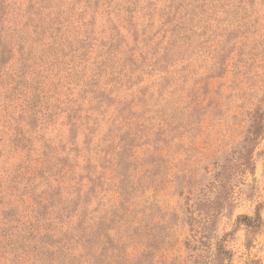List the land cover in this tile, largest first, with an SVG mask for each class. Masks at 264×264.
<instances>
[{
	"label": "rangeland",
	"instance_id": "1",
	"mask_svg": "<svg viewBox=\"0 0 264 264\" xmlns=\"http://www.w3.org/2000/svg\"><path fill=\"white\" fill-rule=\"evenodd\" d=\"M68 4L0 0V46L14 52L0 67V264L63 261V243L41 248L37 234L79 232L84 204L72 212L73 201L89 172L102 188L85 207L86 232L108 214L104 226L123 245L103 264H264V0H175L170 13L168 0H141L134 27L117 1L83 16ZM51 10L60 24L37 22ZM131 55L136 63L123 62ZM121 135L131 142L130 195L118 206ZM48 194L57 204L36 220L33 196ZM257 213L251 227L239 222Z\"/></svg>",
	"mask_w": 264,
	"mask_h": 264
},
{
	"label": "trees",
	"instance_id": "2",
	"mask_svg": "<svg viewBox=\"0 0 264 264\" xmlns=\"http://www.w3.org/2000/svg\"><path fill=\"white\" fill-rule=\"evenodd\" d=\"M66 1V0H64ZM69 4L70 2H73L74 5L76 4H80V6H82V10L80 11V16H83L84 13L89 10V9H97L100 5L103 4V2H106V11L109 12L112 8V5L115 4V2L117 1V3L122 4L124 11L127 13V20L129 21V26L134 27L135 22H134V12L137 11L140 8H143L144 6H140V1L141 0H68ZM156 0H146L147 7H151L153 5V2ZM169 1V5H171L169 13L172 11L175 0H168ZM184 1V0H183ZM200 1V0H197ZM205 1V0H203ZM68 4V5H69ZM204 5H200V8H203ZM2 8V6H1ZM144 9V8H143ZM42 11V10H41ZM110 14V13H109ZM39 16V18L37 19V22H49L51 20H53L52 22H55L56 24H60V21H63L62 16L59 15V13H54L52 12V10L49 12L48 15H44L42 12L40 14H37ZM59 15V17H58ZM47 16V17H46ZM111 15L108 16V19H110ZM2 17L0 16V21H1ZM194 21V20H193ZM91 24L92 21H89ZM172 20L171 19H167L165 21H163V25H166L168 23H171ZM41 23V24H42ZM90 24H85V26H89ZM58 26V25H57ZM42 28V27H41ZM129 28V27H128ZM43 29V28H42ZM180 29V27H179ZM178 29V25H174L173 28L170 31V37H175L176 35H178L177 30ZM136 31L137 30H133ZM180 31V30H179ZM118 37L120 40H124V43L128 45L129 47V43L126 39V37L120 32L118 31ZM131 36L133 37V42L136 43L138 42V37L134 36L131 34ZM54 36H51V39L53 40L52 44L50 46H48L49 50H60L61 47V41L58 42V40L56 38H54ZM182 36H177L176 39L172 40L167 47L169 49H172L173 47H175L177 45V39L180 38ZM112 43L108 46V56L110 58H113L116 56L117 53V48H115V44L113 42V40H110ZM119 42V41H118ZM102 46H107L108 42H103L101 44ZM188 45V44H187ZM119 46V45H118ZM5 48V47H4ZM130 48V47H129ZM168 49V50H169ZM132 51V50H131ZM167 51V50H166ZM11 50H7L6 48L3 49V47L0 46V67L2 65H6L12 58L14 55V52H12V56H11ZM134 52V51H133ZM132 52V54H133ZM25 53L22 54L21 56V70H22V74L24 73L25 68L27 67L26 62L23 60ZM54 58H57V56L55 55ZM223 59V58H222ZM221 59V60H222ZM128 60L132 61V63H136L135 60V55L134 56H128L127 58L124 59L123 62H128ZM223 71V69H222ZM222 71L220 68V72H216L211 74L210 77L213 76H220L222 75ZM101 97L108 100V103H112L115 99L112 96L107 95V93L105 91H102L100 93ZM116 102V101H114ZM120 111V110H119ZM23 115V114H22ZM120 117H124L123 114H120ZM86 118H90V115L87 114ZM69 131L71 132V134L75 133V129L77 128V124L74 122L69 121ZM89 127V126H88ZM89 129V128H87ZM22 130L19 129L18 127L14 130L13 133V141H20V139L18 138V134L21 132ZM90 138V134H86L84 137V145L87 146L88 151H92L91 148V139ZM127 138L124 137V135H121L120 139H119V149L116 153V158H115V162H116V168H115V174L116 177L119 179L118 180V189H119V196H120V201H119V205L118 206H123L124 205V200L128 198V196L130 195L129 193V188H128V183H129V175H128V171H129V160H128V151H130V149L127 147H130L131 142L126 140ZM12 142V141H11ZM16 150H18L19 148L15 145L14 146ZM94 150L97 149V145H93ZM1 152V151H0ZM88 162L91 165L90 162V157L88 158ZM89 169V167H88ZM90 171V170H89ZM84 181L89 182L90 187L86 188L82 193L83 190V186H84ZM80 183H81V190H80V197H77L74 201H73V209L72 212L77 211V208L79 206V202H83L84 206L83 208H80V212H79V221L77 223V230L79 231L77 234V236L75 235H71L68 232L62 233L61 237H56L55 235L49 233V232H45V233H41L40 232L37 234V237H39V243H40V247H51L54 246L58 243H63V246L66 247V252L63 251L61 252V257L63 258V261L58 263V264H103V257L107 256L108 252L110 250H116V249H120L123 248V245H119L116 244L112 238V236L110 235V230H112V226L111 224H108L105 228V222L107 221L106 219L108 218V214L105 215V217H100V220L97 224V227H94L90 234L88 232H86V228L84 226V223L87 219V208H85L88 203L90 202V198L92 196L94 197H98L97 192H96V186H99L102 188V182H101V176L100 175H95L92 172H89L87 175L85 174H81L80 175ZM57 193L56 195H59L60 190L57 188ZM50 194V193H49ZM47 198H43V197H37V196H33V201L36 205L35 208V219L38 220L41 217H43V219H45L48 216V208L49 207H53L57 204V201H55L51 196H49ZM77 194V193H76ZM118 211L116 208V212L113 214V218L110 220L113 223L116 221V218L118 217L117 215ZM260 214L257 213L255 219L248 217V216H243L241 218H239V222H242L243 224L247 225L248 227H251L253 223H255L256 221L260 220ZM70 244H78V246L74 249V251H77L78 254H75L74 252L70 253L68 248L70 246ZM100 248V253L99 254H95L93 253V251L96 248ZM37 248V246H36ZM87 251H84L86 250ZM83 251V253H82ZM37 256H40L39 254H37ZM42 264V262H40ZM120 264V262H118ZM44 264H51L50 262L48 263H44Z\"/></svg>",
	"mask_w": 264,
	"mask_h": 264
}]
</instances>
